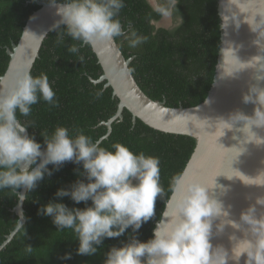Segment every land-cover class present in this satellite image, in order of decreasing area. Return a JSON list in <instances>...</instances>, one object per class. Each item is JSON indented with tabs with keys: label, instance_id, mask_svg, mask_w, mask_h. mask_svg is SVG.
Masks as SVG:
<instances>
[{
	"label": "clouds",
	"instance_id": "9594fccd",
	"mask_svg": "<svg viewBox=\"0 0 264 264\" xmlns=\"http://www.w3.org/2000/svg\"><path fill=\"white\" fill-rule=\"evenodd\" d=\"M178 2L157 0L153 11L166 21L176 12ZM50 3L56 4L59 16L50 29L56 31V43L65 45L66 38L79 42L68 44L67 50L81 60L80 45L94 46L123 37L135 49L147 40L136 29L122 27L119 14L125 0H50ZM41 100L51 107L59 105L46 73L33 75L29 69L19 68L11 73L7 83L0 84V191L7 189L25 199L27 192L34 190L46 174L51 176L66 162H72L82 166L75 169L78 178L68 187L57 189L55 196L69 197L75 204L83 202L85 206L69 207L53 200L39 211L51 217L57 230H71V236L79 242L77 255L96 254L105 239L120 237L131 229L126 243L108 249L103 264H214L217 249L222 248L210 253L212 223L226 214L222 202L210 195L215 179L213 184L198 178L188 180L178 192L166 226L162 229L157 224L152 237L141 241L134 234L153 217L156 199L164 195L159 158L143 151L134 152L120 141L106 146L82 128L60 124L51 131H40L42 146L27 131L28 127L35 128L34 121L21 119L29 117L32 106ZM243 100L258 105L254 114L247 116L237 111L227 121L221 118L218 124L223 125L222 129L231 128L237 120L247 121L243 131L250 130L251 125L264 127V88L251 85ZM48 165L53 167L50 169ZM21 188L27 192L18 193ZM257 203L264 204V197H258ZM254 213V206L241 213V220L251 225L254 239L239 241L233 248L234 259L246 253L245 264H264V213L259 218ZM18 227L22 225L19 223ZM217 228L222 230L223 222ZM31 250L27 248L28 252ZM63 259H71V253H66ZM219 264H225V258Z\"/></svg>",
	"mask_w": 264,
	"mask_h": 264
},
{
	"label": "trees",
	"instance_id": "16d2710c",
	"mask_svg": "<svg viewBox=\"0 0 264 264\" xmlns=\"http://www.w3.org/2000/svg\"><path fill=\"white\" fill-rule=\"evenodd\" d=\"M39 8L33 0H0V75L6 72L10 62L8 49L19 42L28 18ZM175 13L182 18L175 28L157 27L154 22L161 18L148 0H125L119 14L122 27L136 29L147 40L133 49L123 37L115 39L124 56L133 57L130 64L133 75L148 96L171 107H192L207 98L214 82L221 43L218 0H179ZM72 43L79 42L66 38L65 45H58L55 30L45 38L31 73L47 74L59 105L51 107L41 100L32 106L29 117L21 119L34 121L35 128L28 127V131L42 146L40 131H51L60 124L82 128L106 146L120 141L134 152L158 157L164 195L157 197L153 217L134 234L147 241L162 218L176 182L194 152L196 140L189 135L157 130L139 118L134 121L127 108L122 119L112 123L109 133L107 122L117 113L119 98L111 86H106V80L97 82L103 68L92 47L80 45L81 60L67 50V45ZM77 167L82 166L66 162L27 192L23 204L26 222L0 250V264H103L111 246L127 242L131 229L120 237L105 239L96 254L77 255L79 242L71 236V230H57L51 217L40 213L39 209L53 200L69 207L85 206L83 202L75 204L69 197L55 196L57 189L68 187L78 178ZM18 201L19 197L10 190L0 191V246L18 224L19 216L14 210ZM28 247L31 252L27 251ZM66 253H71V259H63Z\"/></svg>",
	"mask_w": 264,
	"mask_h": 264
},
{
	"label": "water",
	"instance_id": "95a60500",
	"mask_svg": "<svg viewBox=\"0 0 264 264\" xmlns=\"http://www.w3.org/2000/svg\"><path fill=\"white\" fill-rule=\"evenodd\" d=\"M33 1L40 8L28 18L19 42L8 49L10 62L6 72L0 75V84L7 83L16 69L32 70L45 38L52 31L51 26L59 19L56 4L50 0ZM218 12L221 43L214 82L207 98L196 106L171 107L165 101L148 96L133 75L134 69L130 66L133 57L124 56L115 38L91 47L103 68L97 82L106 80V86H111L119 98L117 113L107 122L109 133L112 123L122 119L123 110L127 108L134 121L139 118L157 130L189 135L196 140L194 152L157 224L162 229L166 226L178 192L188 180L198 178L213 184L215 179L210 195L222 202L226 214L213 220L210 253L222 248L217 249L214 264L224 258L225 264H245L247 254L236 260L233 248L241 240L254 239L251 225L241 220V213L250 206L255 207L257 218L264 213V204L257 203L258 197H264V176H261L264 174V127L251 125L250 130L245 128L244 132L247 121H234L231 128L225 129L218 122L221 118L229 120L230 114L237 111L252 116L258 106L251 101L245 103L243 96L251 85L264 88V0H218ZM25 192L27 190L22 188L19 193ZM24 200L19 198L14 208L19 216L18 224L0 250L21 228L19 223L23 226L26 222ZM221 222L222 230L217 228Z\"/></svg>",
	"mask_w": 264,
	"mask_h": 264
},
{
	"label": "flooded vegetation",
	"instance_id": "af4514ba",
	"mask_svg": "<svg viewBox=\"0 0 264 264\" xmlns=\"http://www.w3.org/2000/svg\"><path fill=\"white\" fill-rule=\"evenodd\" d=\"M148 2L153 7L157 4V0H155V3L154 4L151 2V0H148ZM173 17H174V21H173L172 26H164V27L169 28V29H172V28H175L181 22V19H180L179 15L177 13H174ZM157 22H159V21H156L154 23L156 24L157 27H160L161 25H158Z\"/></svg>",
	"mask_w": 264,
	"mask_h": 264
},
{
	"label": "rangeland",
	"instance_id": "374dc122",
	"mask_svg": "<svg viewBox=\"0 0 264 264\" xmlns=\"http://www.w3.org/2000/svg\"><path fill=\"white\" fill-rule=\"evenodd\" d=\"M151 2L154 4L155 0H151ZM173 21H174V17L172 16V17L168 18V20H166V21L159 20V22H157V24L161 25V26H172Z\"/></svg>",
	"mask_w": 264,
	"mask_h": 264
}]
</instances>
